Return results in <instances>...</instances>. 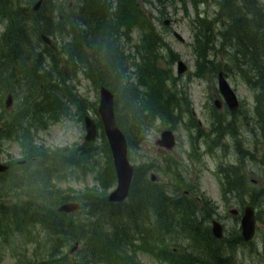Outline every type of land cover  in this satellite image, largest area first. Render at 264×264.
Masks as SVG:
<instances>
[{"label": "trees", "instance_id": "obj_1", "mask_svg": "<svg viewBox=\"0 0 264 264\" xmlns=\"http://www.w3.org/2000/svg\"><path fill=\"white\" fill-rule=\"evenodd\" d=\"M37 1L0 0V23L4 24L0 35V101L8 93L14 100L21 99L26 108V114L19 112L7 117L10 121L3 125L0 138H11L19 132L23 118L37 121L40 127H45L49 119H59L63 99L80 105V99L72 96L70 87L66 86L79 70L97 87L104 86L113 94L116 123L129 147L136 146L142 132L157 119L169 126L176 124L173 112L179 108L176 103L169 104V87L166 86L171 75L158 69L153 61L163 42L142 11L141 0H43L40 8L33 12ZM133 27L140 31V42L135 48L144 52L132 65L136 69L135 83H132L133 75H127L128 61L134 58L126 55L123 48V41H130ZM42 34L50 37L54 49L44 45ZM58 44L62 45L60 49ZM196 52L201 72L207 69L201 35L200 40L196 38ZM209 69L216 73L218 68L211 64ZM139 86L144 90L139 91ZM261 88L264 94V82ZM260 98L257 97L253 112L262 119L264 98ZM137 102L140 106H135ZM3 111L7 112L5 108ZM214 111L215 121L211 122L209 133L214 137L210 139L211 147L218 146L223 137L222 132L219 133L223 122L221 124ZM124 112L130 116L129 122ZM191 125L197 133L203 132L196 123L191 122ZM229 131L232 137L238 132L232 126ZM259 135L264 141V131ZM22 140L19 143L25 164L10 161L8 170L0 173V240L27 239L25 244L33 246V255L24 264H137L132 249L134 241L142 243L140 249L144 252L149 250L156 254L151 246L156 245L157 239V250L170 264H235V259L226 252L237 245L251 248L254 245L253 241H242L240 229L230 239L225 235L220 240L214 238L208 225L202 229L204 223L213 220L216 212L213 205L197 219L193 214L199 203L188 200L182 192H168L165 186L147 180L146 166H134L126 200L109 202L108 189L115 185L116 176L104 137L106 174L98 179L99 186L82 192L68 189L69 193L56 185L60 177L56 173L61 171V165L67 170L77 162L68 160L67 151L49 152L32 145L25 136ZM237 151L240 155L243 152L240 147ZM94 152L92 144L86 142L73 153H78L81 161ZM73 153L70 156L76 157ZM179 173L174 174L175 180L180 178ZM219 173L225 182V188L222 185L224 198L236 193L240 210L246 204L255 205L256 195L251 196V193L249 203L244 201L247 179L242 172L239 175L232 168L218 167ZM182 184L183 181L177 180L172 189H183ZM167 188L170 189L169 184ZM67 201L77 202L80 209L74 214L59 212L58 208ZM36 229L40 231L35 232ZM177 235L186 236L191 243L182 254L167 250L176 243ZM79 242L80 249L72 251Z\"/></svg>", "mask_w": 264, "mask_h": 264}, {"label": "rangeland", "instance_id": "obj_2", "mask_svg": "<svg viewBox=\"0 0 264 264\" xmlns=\"http://www.w3.org/2000/svg\"><path fill=\"white\" fill-rule=\"evenodd\" d=\"M160 1L141 0L140 7L150 18L156 33H159L162 38L163 45L156 51L159 59L155 65L158 69H163L165 72L170 73L167 75H171V80H168V83L166 82V86L169 87V104L174 105L176 103L178 105L177 108H179L173 112L176 124L174 123L175 125L169 126V123L162 124L157 119L150 128L144 130V133L142 132V139L140 138L141 141L139 140V142L136 140L138 142L136 146L135 144L134 147L128 146V160L133 167L146 166L148 168L145 176L146 179L149 180L150 176L155 175L157 177L156 183L161 187L165 186L164 188L168 192H171L170 190L173 188V185L179 179L175 180L174 174L180 172L181 176L185 178L183 188L189 190L192 193L191 196L198 198L200 201L198 202V209L193 215L200 220L203 212L208 211V207L213 205L212 207L216 210L213 219L221 223L227 239H230L240 229L242 211L239 210V197H237L236 193L226 195L224 198L223 189L225 188V182L221 180V174H218V167L224 169L232 168L239 175L242 172L245 179H247V196L245 195L244 201L249 203L248 194L251 193V196L256 195L254 200L255 216L257 219L256 236L253 240L252 244L254 245L252 248L248 245H237L233 250L227 251L226 255L232 256L235 259V264H264V148L262 144L264 141H262L260 135L259 139L261 141L256 140V137L250 136L244 130H238L236 137H229L222 142L224 147L220 143L218 146L211 147L210 139H214V137L208 136L207 139L205 138L210 133L211 121L209 116L213 113L214 100L219 99L222 101V98L217 88V72L214 73V76L213 73H210L211 71L207 72L208 70L205 69L199 72V68L197 67L196 38L200 40L202 27L200 22L196 20L197 16L194 15L196 6L187 0ZM200 8L201 12L206 10L209 12L214 11L212 10L213 7H210V10L204 6ZM198 18L200 19V17ZM167 19L170 21V25L164 26L163 21ZM3 31L4 24L0 23V35ZM173 32L180 35L184 39V43L177 41L173 36ZM130 33V41L126 43L121 40V45L123 41L125 54L132 56L135 60L129 59L128 66L130 69L127 73L128 77L133 75L132 83H135L136 69L132 65L139 61L138 57L143 55L144 52L143 50L140 52V50L135 48L140 42L138 27H133ZM60 43L62 42L60 41ZM165 45L168 47L167 50L165 49ZM56 46L60 49L62 45L58 44ZM212 47L213 49L206 52L209 60L221 65L223 63V54L220 53V50L224 49L226 50L225 53L231 56L232 62L235 61V55L228 52L230 51L228 50L229 48H223L221 42L215 43ZM176 60L183 62L187 67L186 72L182 75H177ZM46 64L48 66L47 61ZM228 64L226 62L225 66ZM232 72H235V74H231L227 78V81L240 101L238 113L248 111L252 114L253 108L257 104V97L262 92L254 89L250 85L249 80L242 77L244 73L245 76L249 77L246 67L238 70L235 68ZM67 85L70 87L72 96L80 99L81 104L79 105V103H72L63 99V106L60 109L62 116L55 120L49 119L45 127H40L37 121H30V119L25 118L21 119L20 125L22 128L19 132L15 133L11 138H0V164H4L10 159L21 161L25 158L22 146L19 143L23 142L22 137L25 136L26 140H30L32 145L43 147L49 152L55 149L67 151L68 160H74L77 164H75L76 166L69 167L67 170L61 165V171H57L56 173L60 177L55 183L62 191H65L64 193H69L68 189H71L73 192H82L86 188L98 187L100 184L98 179L106 174V159L102 144L103 137L105 139V136L102 137L103 130L102 125H99L101 121L97 111L99 88L101 86L97 87L91 79L85 77L82 70H79L75 77L68 80ZM138 88L139 91L144 90L142 86ZM7 94L5 96L1 94L3 96L0 101L2 105L0 106V115H2L0 119L1 130L6 121H10L7 117L15 116L19 112L26 114V108L21 104V99L14 100L12 108L4 113L3 109H7L4 107ZM135 106H140V103H135ZM179 110L181 112L176 114ZM124 113L128 116L126 112ZM214 113L223 114V112L218 111H214ZM85 116L91 118L96 124L97 137L94 142H89L92 144L95 152L91 156L87 154L80 161L78 153L73 152L87 142L85 140ZM223 117L226 118V116ZM130 119V116H128V122ZM191 122L194 124L199 122L203 131L199 137H197V132L190 131L188 124ZM163 130H171L176 137V145L172 151L165 152L155 145V141L159 139L160 133ZM256 133L258 135V130ZM239 147L249 149L251 151L250 156H254L253 159L245 161V164L240 163L243 157L237 151ZM71 153H73L72 155H76V157H71ZM107 173H109V170ZM168 184L170 185V189L167 188ZM115 187L116 183L112 188L108 189L109 192L114 190ZM233 210L238 211L236 216L231 214ZM207 225L211 232V221L208 224L204 223L202 229L205 230L203 227ZM38 231L40 230H35V232ZM174 239L176 243L168 246L167 250L174 251L177 254H182L191 245L186 236L177 235ZM26 240L21 237H9L7 242L0 240V264H24L28 258L30 259L33 255V246L26 245ZM158 244L159 239H157L156 245L151 246L153 247V251L156 252V254H153L149 250L144 252L143 249H140L142 243L134 241L132 249L135 250L134 254L136 257L134 259L137 261V264H170L157 250ZM81 246L79 242L77 248L80 249ZM254 249L256 250L252 253ZM66 253H69V249L67 248Z\"/></svg>", "mask_w": 264, "mask_h": 264}, {"label": "flooded vegetation", "instance_id": "obj_3", "mask_svg": "<svg viewBox=\"0 0 264 264\" xmlns=\"http://www.w3.org/2000/svg\"><path fill=\"white\" fill-rule=\"evenodd\" d=\"M187 1H191V3H194V5L196 4L195 5L196 11L194 12V15L197 16L196 20L200 22V25L202 27L201 43L203 44V48H204V62L207 65V69H206L208 70L207 72H210L209 66L211 64L215 65L218 68L217 69V79H218V74L222 72L224 75V78L227 80V78L231 74L232 75L235 74V72H232L233 69L236 68L238 70V69H242V67L243 69L244 67H246L249 73V77L245 76V73L244 75H242V77L247 78L249 80L250 85H252L254 89H258L259 91L262 90L261 83L264 82V0H187ZM203 6L206 7L207 9H209L210 7H213L212 10L214 11L209 12L208 10H206V11L201 12L200 7H203ZM198 17H200V19ZM165 21H168L167 25L164 24ZM165 21H163V25L169 26L170 21L168 19ZM215 30H216V33L214 34ZM175 33L176 32H173L174 37H175ZM157 36L160 39H162L159 33H157ZM175 39L179 41L176 37ZM218 42L222 43L223 48H229L228 50L230 51L228 52H231L235 55L234 62H232L231 56L225 53L226 50L224 49L220 50V53L223 54L222 56L223 63H221V65H218L215 61L209 60L208 56L206 55V52L209 51L210 49H213L212 46H214L215 43L217 44ZM181 43H184V42H181ZM167 48L168 47H165L166 50ZM158 59L159 57L155 53V57L153 59L154 64H157ZM177 60H176V65L178 69V63L181 61H177ZM226 62H228L229 64L225 66ZM233 65L235 66V68ZM184 66L186 67V65ZM226 68H229V69L227 70ZM210 73H212V71ZM182 74L177 73V75H182ZM213 75L215 76L214 73ZM258 96H261L260 100L264 98L263 93L259 94ZM216 102L218 103V106H216L215 104ZM13 103H14V98L12 96V106H13ZM12 106L9 109H5V110L9 111L12 108ZM4 107H5V102H4ZM213 109H215V111H218V112H223V114L221 113L215 114V116L218 118L221 124L223 122L222 127H220L221 129L219 131V133L222 132V136H223L221 139V143H220L222 147H224L222 142L228 139L229 137H232L229 131L231 126L236 128V130H244L248 132L250 136L256 137V140L261 141L256 132L257 130H258V133H261L262 131H264V124H262V122H264V110L260 111L263 115L262 119L257 118L256 112H253V111H252V114H250L248 111H245L243 113L241 112L238 113V111L240 110V101H239L238 110L233 112L230 109H228L223 98H222V101L219 99L214 100ZM223 116H226V118H224ZM209 119L211 122L215 121L213 113L210 114ZM196 124L198 127H200L199 122H196ZM211 124L212 123H210V127H211ZM188 126L191 132L192 130L194 132H197V130L195 131L191 123H189ZM163 131H167V130H163ZM0 132H1V128H0ZM196 134L200 135L199 133H196ZM237 135H238V132L235 134L234 137H236ZM208 136L212 137L211 134H207L205 138L207 139ZM174 138H175V145H176L175 135H174ZM159 140H160V136H159V139L155 141V145L161 150L165 152H169L174 149L175 145L171 150H167L165 147L158 145L157 142ZM262 144L264 148V143ZM241 149L243 151L241 154L243 158L240 160V163L245 164V161H251L254 157V156H250L251 151L249 149H243V148ZM10 161H15V159H10L6 161L4 165L11 164ZM16 162L18 165L25 164L24 160L16 161ZM179 175H180V178L178 180L183 181L182 186L184 187L185 178L181 176V173H179ZM153 176H154L153 181L151 179L152 176H150L149 180L151 182L156 183L157 177L155 175ZM251 182L253 183L252 179H251ZM170 191L175 192V193L182 192L185 194L186 197H188V200L194 199L197 202H200L198 198L192 197L191 196L192 193L189 190H186L185 188L171 189ZM245 206L247 205H244L243 207ZM252 207L254 209V206ZM243 209L244 208H242L241 210L242 213H243ZM255 220L257 224L256 216H255ZM223 232H224V229H223Z\"/></svg>", "mask_w": 264, "mask_h": 264}, {"label": "water", "instance_id": "obj_4", "mask_svg": "<svg viewBox=\"0 0 264 264\" xmlns=\"http://www.w3.org/2000/svg\"><path fill=\"white\" fill-rule=\"evenodd\" d=\"M43 0H38L32 7V11H37ZM71 6V4H70ZM165 25L168 24V21H165ZM175 37L184 42L183 38L175 33ZM41 39L44 45L54 49L50 37L41 35ZM186 70V67L182 62L178 63L177 73L182 74ZM217 88L218 92L223 98L226 106L231 111L235 112L239 108V101L234 92L230 87L227 80L224 78L222 72L218 74L217 79ZM218 106V103H215ZM12 106V96L8 95L5 100V107L9 109ZM98 115L101 121L102 130L110 151L113 168L116 176V187L112 190L107 197V200L111 203H121L126 200L132 178L134 167L128 160V144L127 140L118 127L115 118L114 110V96L113 94L104 86L99 88V105H98ZM85 125V140L87 142H94L97 137V126L94 121L88 116L84 117ZM158 145L165 147L167 150H171L175 145V138L171 131H163L160 135V140L157 142ZM8 170V166L0 164V173H4ZM152 176V181H153ZM80 209V205L77 202H67L62 204L58 211L64 214H72ZM231 214H237V211H231ZM211 232L214 238L220 240L224 236L222 225L216 221L212 220L211 222ZM240 232L241 239L244 243L253 241L256 235V220H255V211L251 205H247L243 209L242 217L240 219ZM77 248V243L72 249L75 251ZM70 264H79L77 262Z\"/></svg>", "mask_w": 264, "mask_h": 264}]
</instances>
